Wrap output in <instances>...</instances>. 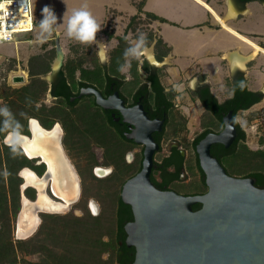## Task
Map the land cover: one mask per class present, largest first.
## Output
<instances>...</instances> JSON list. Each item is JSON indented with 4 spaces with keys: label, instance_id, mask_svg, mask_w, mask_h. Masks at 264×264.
<instances>
[{
    "label": "rangeland",
    "instance_id": "374dc122",
    "mask_svg": "<svg viewBox=\"0 0 264 264\" xmlns=\"http://www.w3.org/2000/svg\"><path fill=\"white\" fill-rule=\"evenodd\" d=\"M31 2L36 10L34 32L17 37L16 42L0 46V109L7 108V113H0V123L7 125V130L25 128V122L30 117L39 119L35 117V114L38 113L43 116L54 108L55 101L52 100L50 95V78L53 67H56L62 56L64 60L82 61L87 66H94L97 63L101 64L99 52L100 46H102L104 54L107 56L105 63L108 66L114 51L119 46V37L126 34L127 43L124 44V49L128 50L130 47L135 48L140 33L143 32L147 34V49H151L155 59L162 64L156 69L162 85L167 93L177 95L174 103L178 107H175L172 123L179 126L180 136L189 143L201 132L203 129L201 120L205 113L203 106L195 96V92L197 91V81H204L205 76L201 75L199 78L189 77L179 84L174 81L175 79L170 73L169 61L165 58L161 62L158 60L163 50L156 48V41L152 40L156 33L152 27L153 20L148 17H138L128 30L125 29L127 23H130L128 17L121 18V20L117 19V23L110 19L103 26L112 8H118L132 14L131 0H31ZM160 4L168 8V4ZM46 5L50 6L58 17V23L55 26L59 30L65 31V33L67 20L72 11L86 7L101 26V30L96 34V43L91 45L81 44L68 38L65 33L57 32L55 26L51 35L47 33L39 34L38 23L42 19V9ZM259 6H257L258 10H260ZM170 34L171 32L167 36ZM171 40H173L172 43L178 53H182L187 49V36L172 32ZM128 54L129 56L126 57V61L121 67L124 71H119L117 74L122 78L130 77V68L134 64V60H138L139 72L141 71L140 73L146 76L147 72L144 70V64L149 62L146 56L134 55L132 52ZM206 57V55L202 56L204 62L211 64L213 61L208 60ZM258 63L259 66L264 64V54H261ZM129 64L131 65L130 68L127 67ZM207 64H203L204 70L207 69ZM101 72L100 70V72L93 75L101 77ZM20 77L23 78V81L16 82L15 79ZM140 77L137 78L142 80ZM223 83L225 84L223 89L218 86L214 91L221 102L227 97L224 92L230 88L229 84L231 82L227 78ZM31 86V91H25V88ZM46 86H48V90H46ZM59 111L60 114L52 115L56 123H61L63 120L62 111ZM9 119H12L10 125H8ZM238 123L246 133L245 145L252 151L264 149V101L249 111L239 113ZM18 130L22 131L21 129ZM82 137H84L82 140L85 144L92 143L91 138H87L85 135H82ZM91 148L92 146H88L86 151ZM73 152L71 149L70 153L73 157L70 154L69 157L72 163L82 172L80 174L81 196L78 201L70 205L64 213H38L40 223L34 233L27 239H20L16 231L19 214L22 210L24 192L20 189V186L18 187L22 180L17 172L21 169L19 167L22 164L26 165L27 162L20 151L8 150L0 135V196H7L4 202L0 201V248L3 249L2 255H0V264H37L47 258L50 250L60 254L71 253L80 261V264H104L103 261L106 262L110 258V253L107 252L103 253L100 259L98 249L91 246L98 236L94 218H100L101 228L99 233L103 235L105 241H108L111 237L115 238L116 204L124 177L120 176L116 180L108 177L96 178L91 175L89 163ZM94 152L99 153V160H101L102 154L100 151L97 149ZM249 170L247 169V171ZM5 172L8 173L7 176L4 175ZM190 173L192 178L187 183L180 185L185 192L197 191L199 187V184L196 183L197 178L193 175L194 170ZM4 183L6 188L3 186ZM92 200L99 206L100 212L97 216L89 208ZM52 231L58 234L57 240L52 236ZM76 232L83 235L80 243L73 242V239L69 236H73ZM62 234L64 235L62 236Z\"/></svg>",
    "mask_w": 264,
    "mask_h": 264
},
{
    "label": "flooded vegetation",
    "instance_id": "af4514ba",
    "mask_svg": "<svg viewBox=\"0 0 264 264\" xmlns=\"http://www.w3.org/2000/svg\"><path fill=\"white\" fill-rule=\"evenodd\" d=\"M237 1L240 3L249 2L246 0ZM251 1L264 4V0ZM67 64L78 67L80 62L70 63V61L64 60L62 56L57 66L53 67L50 78V95L52 100L55 101L54 107L62 111V122H55L51 127H46L39 119L30 117L26 122L25 128H16L12 132L32 138L33 133L30 127L32 119L38 120L46 131H52L59 125L62 131L61 146L79 179L80 196V174L82 172L72 163L69 157V154L72 156L70 153L71 149L75 155L89 163L91 175H94V177H108L112 180L119 179L120 176L124 177L119 193L121 198L125 184L142 171L145 161L146 144L144 142H137L136 137L139 136V138L143 139L145 133L142 130L139 132V128L135 124L136 113L140 115V108H142L148 120L154 123V126L151 127L153 129L152 138L154 144L158 146V149H156L153 155V169L151 173V182L153 185L161 191H171L180 195L189 196L191 192L183 191L180 185L187 183L192 178L190 172L194 170L193 175L197 178L196 183L201 186V189L203 188L204 183L206 184V176L204 178V172L202 173L203 170L201 168L197 147L204 138L196 145L195 142L199 135L205 132V128L190 143L184 140L180 136L179 126L172 123L175 107H178V105L175 104L173 108H167V104L160 99L159 95L153 93L152 84L148 81V75L143 76L140 73V78H142L140 80L130 70V77L122 78L117 74L118 72L112 73L111 63L107 66L104 62L101 63V77H96L93 74L100 72V70L96 69L95 65L87 66L82 63V70L78 67L79 69L74 79H68L69 90H67L62 87L63 77L60 75L61 70ZM153 68V71L156 72L155 69L157 68ZM204 87L201 85L197 90L202 91ZM125 89H128L127 92ZM86 90H94L99 93L109 103L110 107L104 108L99 105L96 93L82 94ZM53 91L55 92L53 93ZM55 93L61 95H55ZM116 94H118L117 97ZM199 101L204 108L200 99ZM124 111L127 114H124ZM227 115L223 116L221 121L214 116L217 122V128L219 129H213L215 131L210 134H220L223 131L224 118ZM148 128L149 126H144L145 131L151 130V128ZM82 135L91 138L92 143L85 144L84 140H82L84 138ZM5 139L3 143L8 146ZM88 146H92V148L86 151ZM9 147H12L14 151L20 149L25 157L24 160L27 162L17 172V175L22 180V183L19 185L20 189L23 188L24 183V179L21 176L23 169H31L39 178H44L49 172V166L42 157L29 158L19 145ZM222 147L225 148L221 144L213 145L212 155H214L213 152L215 151L221 152ZM96 148L102 154V161L99 160V153L94 152V150L97 151ZM67 151L69 152L68 154ZM97 169L108 170L109 172L105 177H100L97 174ZM206 188V190L198 195L206 194L208 192L207 184ZM23 192V195L29 200L31 199V201H35L38 198V190L33 186L26 188ZM47 194L54 201L64 203L63 200L54 194L52 183H49L47 187ZM91 202L89 204L90 209ZM126 240L127 237L125 242ZM120 246H123L122 241H120ZM125 255L126 253L120 252V256L123 257Z\"/></svg>",
    "mask_w": 264,
    "mask_h": 264
},
{
    "label": "water",
    "instance_id": "95a60500",
    "mask_svg": "<svg viewBox=\"0 0 264 264\" xmlns=\"http://www.w3.org/2000/svg\"><path fill=\"white\" fill-rule=\"evenodd\" d=\"M150 63L156 68L162 65L157 60ZM233 70L240 69L233 66ZM94 93L99 105L110 107L94 90L82 94ZM140 110L135 124L145 137L136 139L146 144L144 166L122 191V200L131 206L134 216V221L125 227L126 244L136 250L133 264H264V189L251 178L230 176L211 153L213 145L228 149L237 139L233 112L224 118L220 134L207 135L197 147L208 192L184 196L161 191L151 182L153 155L158 146L152 138L154 123ZM144 126L151 130L145 131ZM49 176L50 172L44 178ZM197 204L201 208L194 211ZM92 205L97 207L96 212L92 210L97 216L99 206L94 201L91 209Z\"/></svg>",
    "mask_w": 264,
    "mask_h": 264
},
{
    "label": "crops",
    "instance_id": "0c3cea01",
    "mask_svg": "<svg viewBox=\"0 0 264 264\" xmlns=\"http://www.w3.org/2000/svg\"><path fill=\"white\" fill-rule=\"evenodd\" d=\"M160 3L168 4V8ZM140 4L142 9L139 11ZM258 5L260 10L257 9ZM130 6L133 7L132 14L112 8L103 26L110 19L117 23V19L128 17L130 22L137 15L147 17L150 14L165 20H153L152 27L155 29V36L161 38L171 49L165 59L169 61L170 73L177 84L189 77L199 78L203 75L205 80H198L197 88L201 85L209 86L217 97L214 92L216 87L223 89V82L227 78L232 82L238 74H243L248 81L249 90L260 92L264 101V64L259 66L258 63L261 54L250 58L245 69L237 66L240 69L237 71L233 70V64L228 58L234 54L243 58L251 57L255 50L248 41L264 49V4L256 1L240 3L237 0H131ZM128 25L127 23L125 29ZM55 28L57 32L65 33L56 26ZM170 32L187 36L185 51L178 53L171 34L167 36ZM203 55L213 62L205 63ZM203 64H207L206 70L203 69ZM229 86L224 92L227 97L223 102L232 96L231 84Z\"/></svg>",
    "mask_w": 264,
    "mask_h": 264
},
{
    "label": "trees",
    "instance_id": "16d2710c",
    "mask_svg": "<svg viewBox=\"0 0 264 264\" xmlns=\"http://www.w3.org/2000/svg\"><path fill=\"white\" fill-rule=\"evenodd\" d=\"M246 1H251V0H246ZM141 9H142V4L139 5V11ZM138 17L140 16L137 15L131 19L127 27V30L129 29L130 25L136 19H138ZM147 17L150 18L151 20H160L162 22H165V20L150 14H148ZM126 33H128V31H126ZM126 37L127 36L125 34L124 36L118 38L119 46L114 51V54L110 62L112 73L119 72V69L122 67V64H124V62L126 61V57L129 56L128 54L129 52L127 53V55H125L127 49H124L125 47L124 44L127 43ZM152 40L156 41V48H161L163 50V53L158 57V60L161 62L164 60V58H166L170 54L171 49L168 48V46L163 42V40L157 36L152 38ZM77 62H80V65H78V67H80L81 69L83 62L82 61H77ZM70 63H72V60H70ZM138 65H139L138 60H134V64H132V67L130 68L131 73L135 77L140 76V72L138 71V67H139ZM78 67L67 64L61 70L60 75L63 77L62 87L69 90L68 79L70 78L72 80L74 79L79 69ZM95 67L96 69L100 70L102 68V64L97 63ZM144 70L147 72L148 81L152 84L153 93L159 95L160 99H162V101H164L167 104V108H173L175 104L174 99L175 97H177V95L175 93L171 94L166 92L164 86L162 85L157 70L155 69L156 72H154L153 71L154 68L151 64H149V62H146L144 64ZM240 81L244 82L245 87L243 88V90H241L237 86ZM31 88L32 86L25 88V91L28 90L31 91ZM46 90H48V86H46ZM54 92L55 91H53V93ZM231 92H232V96L224 102H220L218 100V98L214 95V93L211 91V88L209 86L204 87L202 91L197 90L195 92V96L198 98V100L200 99L202 104L204 105V113H205L202 116V120H201L202 126L203 128H205V132L199 135V137L196 139L195 145L201 139L205 138L208 134L214 132L215 130L213 129L215 128L219 129L217 128V122H216L217 118L221 121L223 116L229 114V112L232 111L238 132L237 139L230 148L226 149L222 147L221 152L215 151L213 152L214 154L213 156L220 161V163L223 165V167L226 169L227 173L230 176L236 178H251L255 180V184L258 188L264 189V149L252 151L245 145L246 133L238 123V119H236L238 118L239 113L249 111L254 106L260 104L263 100V95L260 92H254L249 90L248 81L243 74H238L236 77H234V79L231 82ZM55 95H61V94L55 93ZM59 110H60L59 108L54 107L50 109L48 113H45L43 116L37 113L35 114V117L39 118V120L46 127H51L56 122V120L52 118V115L60 114ZM214 116L216 119L214 118ZM9 121L10 122L8 123V125L12 123V119H9ZM6 128H8L7 125L5 126L4 124L0 123V135L3 140L6 138L8 133L16 130V128L9 130H7ZM6 148L10 151H13L12 147L6 146ZM17 151L21 152L20 149H17ZM24 166L25 165L22 164L19 168H22ZM9 168H10V164H9ZM247 169L250 170L247 171ZM203 175L205 178V174ZM3 186L4 188H6L5 183ZM206 189H207L206 184L204 183L202 189L201 186H199L197 191L191 192L189 196L198 195ZM6 197H7L6 195L0 196V201L4 202ZM200 208H201L200 204L193 206L194 211H197ZM94 220H95L94 224L96 228V234H98V236L95 240V243L93 242L91 246L96 247L98 249V252L100 253L99 255L100 259L103 253H107V252L110 253V258L106 262L103 261L104 264H133L135 261L136 250L134 247L129 248L127 246L125 242L127 235L124 230L125 226L128 223L134 221V216L131 206L125 204L122 198L118 195V200L116 204V213H115L116 235L115 238L111 237L109 238L108 241H105L103 239V235L99 233V230L101 228L100 218L95 217ZM63 235L64 234H62V236ZM52 236L57 240L58 234H56L55 231H52ZM69 236L73 239V242L80 243L82 241L83 235L80 234L79 232H76L75 234H73V236L72 235ZM120 241L123 242V246H120ZM74 249L76 250V248ZM2 252L3 249L1 250L0 248V255H2ZM120 252H124L126 253V255L122 257L120 256ZM37 264H80V261L76 259L75 255L71 253L60 254L50 250L48 251L47 258Z\"/></svg>",
    "mask_w": 264,
    "mask_h": 264
},
{
    "label": "bare ground",
    "instance_id": "6f19581e",
    "mask_svg": "<svg viewBox=\"0 0 264 264\" xmlns=\"http://www.w3.org/2000/svg\"><path fill=\"white\" fill-rule=\"evenodd\" d=\"M248 43L254 48L251 57L243 58L230 55L229 61L232 66L245 69L247 61L255 58L259 54H264V49L253 42ZM151 60L155 63L156 59L151 49H147ZM57 66V65H56ZM32 138H28L16 132H10L5 139L8 146L19 145L29 158L42 157L49 166L50 176L39 178L31 169L25 168L21 172L24 179L23 188L33 186L38 190V198L35 201L29 200L25 195L22 197V210L17 222V236L20 239L29 238L40 223L38 213L60 214L67 211L73 203L80 197V184L69 160L64 154L61 146V127L57 125L54 130L46 131L38 120L32 119L30 122ZM108 170L97 169L100 177H105ZM52 183L54 194L64 201L56 202L47 194V187ZM92 210L97 211V207L92 205Z\"/></svg>",
    "mask_w": 264,
    "mask_h": 264
},
{
    "label": "clouds",
    "instance_id": "9594fccd",
    "mask_svg": "<svg viewBox=\"0 0 264 264\" xmlns=\"http://www.w3.org/2000/svg\"><path fill=\"white\" fill-rule=\"evenodd\" d=\"M42 19L38 23L39 34L47 33L51 35L54 31V26L58 23V17L55 14L54 10L50 6H44L42 9ZM101 30L100 24L93 17L92 13L87 10L86 7L79 9H74L71 16L67 20V29L66 34L70 39L85 44L91 45L96 43V34ZM146 33H140L139 41L136 44L135 48L126 50L125 55L128 52H132L134 55H144L151 60V57L147 51L146 47ZM99 57L101 63L107 61V56L104 54L103 47L100 46ZM128 68L131 65H127ZM140 68L138 67V71ZM119 71L123 72L124 69L120 68ZM241 90L245 87L244 82L240 81L237 85ZM0 113H7V108L0 109ZM238 119V118H236ZM5 176L8 175L7 172L4 173Z\"/></svg>",
    "mask_w": 264,
    "mask_h": 264
},
{
    "label": "built area",
    "instance_id": "2783aa9c",
    "mask_svg": "<svg viewBox=\"0 0 264 264\" xmlns=\"http://www.w3.org/2000/svg\"><path fill=\"white\" fill-rule=\"evenodd\" d=\"M35 13L31 0H0V46L33 33Z\"/></svg>",
    "mask_w": 264,
    "mask_h": 264
}]
</instances>
